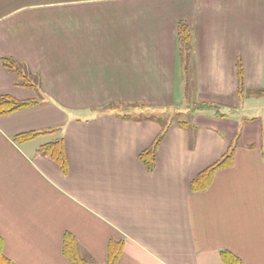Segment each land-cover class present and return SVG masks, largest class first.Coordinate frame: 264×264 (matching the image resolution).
I'll return each mask as SVG.
<instances>
[{"label": "crops", "instance_id": "1", "mask_svg": "<svg viewBox=\"0 0 264 264\" xmlns=\"http://www.w3.org/2000/svg\"><path fill=\"white\" fill-rule=\"evenodd\" d=\"M263 90L264 0H0V96L38 102L0 115L5 259L264 264Z\"/></svg>", "mask_w": 264, "mask_h": 264}, {"label": "trees", "instance_id": "2", "mask_svg": "<svg viewBox=\"0 0 264 264\" xmlns=\"http://www.w3.org/2000/svg\"><path fill=\"white\" fill-rule=\"evenodd\" d=\"M181 39L183 44V55L186 59L190 58V48H191V37L189 35V32L187 28L183 27L181 28ZM5 64L10 69H17L19 71V74L24 79V84L28 86H34L36 87V84H33L29 77L22 71V68L19 67L20 65L17 64V62L11 60V59H5ZM188 69V68H187ZM37 83V82H36ZM191 86L190 80H189V74L187 73V92L189 91ZM264 92V90L262 91ZM37 101H17L12 98L0 96V115H6L10 114L12 112L18 111L20 109H23L27 106H33L36 105ZM166 127L164 128V130ZM164 132L160 136V138L157 140L156 145L154 147V150L147 153V162L149 163L150 169L154 168L155 164V155H156V149L158 146V143L163 138ZM49 155L56 160L57 162H60L62 166L64 167L66 164V159L64 156V152L62 149V145L58 142H55L53 144H50L47 149H45ZM235 149H231L229 155L223 162H218L211 168H209L206 172L200 175V177L195 180L194 187L195 189L204 190L209 187V185L212 182L213 175L215 171L220 169L221 167H224L231 162L232 157L234 156ZM122 251V246L119 244H113L110 249V260L108 264H118L120 255ZM64 253L67 256V258L71 261L72 264H93L91 259L85 255L78 243V241L70 234H67L64 244ZM5 259L4 253H3V240L0 238V264H10V262ZM233 264H239L233 262Z\"/></svg>", "mask_w": 264, "mask_h": 264}]
</instances>
